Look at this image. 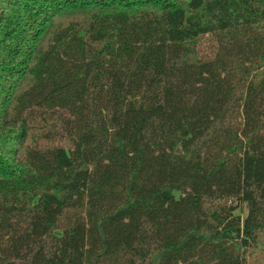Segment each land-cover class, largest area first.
Instances as JSON below:
<instances>
[{"label": "trees", "instance_id": "16d2710c", "mask_svg": "<svg viewBox=\"0 0 264 264\" xmlns=\"http://www.w3.org/2000/svg\"><path fill=\"white\" fill-rule=\"evenodd\" d=\"M0 264H264V0H0Z\"/></svg>", "mask_w": 264, "mask_h": 264}, {"label": "rangeland", "instance_id": "374dc122", "mask_svg": "<svg viewBox=\"0 0 264 264\" xmlns=\"http://www.w3.org/2000/svg\"><path fill=\"white\" fill-rule=\"evenodd\" d=\"M204 46V45H203ZM204 47H202V49H203Z\"/></svg>", "mask_w": 264, "mask_h": 264}]
</instances>
